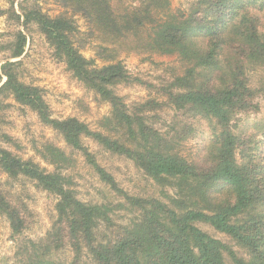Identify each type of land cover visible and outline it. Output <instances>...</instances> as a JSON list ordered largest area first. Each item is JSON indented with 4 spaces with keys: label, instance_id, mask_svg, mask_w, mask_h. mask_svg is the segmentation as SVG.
<instances>
[{
    "label": "trees",
    "instance_id": "trees-1",
    "mask_svg": "<svg viewBox=\"0 0 264 264\" xmlns=\"http://www.w3.org/2000/svg\"><path fill=\"white\" fill-rule=\"evenodd\" d=\"M62 5L89 23L99 42L94 50L101 66L83 56L71 17H51L32 5L22 8L23 25H36L53 56L109 105L101 130L73 117L52 118L41 90L20 81L19 62L1 65L5 80L0 95L11 96L57 131L120 194L121 202L111 206L79 200L61 174L71 159L52 144L38 151L55 168L52 172L0 147V170L7 177L29 179L56 198L52 226L45 238L29 242L23 264H65L53 257L63 250L71 254L66 264H81L83 256L92 264H227L226 257L229 264H264V143L256 133L232 124L237 115L257 111L254 99L264 92V0H196L187 12L174 13L168 12L169 0H62ZM25 44L26 36L18 32L12 57H20ZM120 48L177 56L182 73L158 93L183 116L209 123L210 142L196 157L187 159L178 150L191 135L188 125L161 132L146 116L158 103L126 106L116 95L114 88L130 79L118 59ZM251 72L261 75L258 88L251 86ZM85 138L104 152L129 159L158 184L175 186L178 197L168 204L122 192L88 151ZM119 208L135 215L118 222L114 215ZM25 212L0 187V214L13 234L27 227ZM198 223L227 236L241 255Z\"/></svg>",
    "mask_w": 264,
    "mask_h": 264
},
{
    "label": "rangeland",
    "instance_id": "rangeland-1",
    "mask_svg": "<svg viewBox=\"0 0 264 264\" xmlns=\"http://www.w3.org/2000/svg\"><path fill=\"white\" fill-rule=\"evenodd\" d=\"M195 1L169 0L168 12H187ZM32 5H37L51 17L62 14L71 17L78 30L76 44L83 56L94 59L98 66L102 65V61L96 56V49L94 50L99 42L95 39L94 32H91L89 23L81 16L66 11L62 0H0V9L3 11L0 15V67L5 62H19L15 70L20 81L41 90L52 118L73 117L86 123L91 130L100 131L103 119L109 116V105L80 83L65 64L53 56L52 48L36 25H23L22 8ZM18 32L26 36V44L23 54L14 58L12 52ZM120 49L117 52L118 59L125 66L130 79L114 88L116 95L121 97L126 106L150 100L158 103V109L146 116L153 127L161 132L168 131L172 125H188L191 135L181 141L178 150L187 159L196 157L203 146L210 142L209 123L200 118L183 116L182 111L168 106L164 97L158 93L161 92L160 87L182 73L183 67L177 56ZM249 79L251 86H260L259 72H251ZM4 80L2 77L0 85ZM254 102L257 103V111L237 115L232 124L238 129H248L249 132L256 133L257 138L264 143V92L258 93ZM83 143L98 165L113 177L122 192L131 196L157 198L168 204L171 198L178 197L175 186L158 184L135 167L129 159L104 152L90 138H85ZM44 144H52L70 157L72 165L61 174L70 181V187L79 200L92 204L109 203L111 206L121 202L120 194L112 192L99 179L82 154L67 146L57 131L43 124L35 112L20 105L11 96L0 95V147L22 160H30L52 172L55 168L38 154ZM0 187L10 193L15 203L23 205L27 220L25 230L21 234H13L7 218L0 214V264H23L26 258L24 252L29 242L45 238L50 230L55 218L56 198L38 188L33 181L24 177L9 178L1 170ZM115 213L114 217L123 224L135 215L127 208L116 209ZM197 226L230 246L238 256L241 255V249L227 236L216 232L207 224L198 223ZM53 257L66 264L70 261L71 254L68 250H63L56 252ZM226 262L230 263L227 257ZM81 264L92 262L87 256H83Z\"/></svg>",
    "mask_w": 264,
    "mask_h": 264
}]
</instances>
